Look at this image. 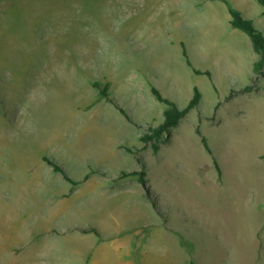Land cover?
<instances>
[{
    "label": "rangeland",
    "instance_id": "1",
    "mask_svg": "<svg viewBox=\"0 0 264 264\" xmlns=\"http://www.w3.org/2000/svg\"><path fill=\"white\" fill-rule=\"evenodd\" d=\"M228 1L264 33L259 0ZM230 21L225 0H0V264H264V75ZM153 88L202 93L158 153Z\"/></svg>",
    "mask_w": 264,
    "mask_h": 264
},
{
    "label": "trees",
    "instance_id": "2",
    "mask_svg": "<svg viewBox=\"0 0 264 264\" xmlns=\"http://www.w3.org/2000/svg\"><path fill=\"white\" fill-rule=\"evenodd\" d=\"M229 12L231 15V25L244 32L251 40L254 50L258 53L260 59L256 61L254 64V71L259 75H264V33L257 28L252 20L245 17L244 14L234 8L228 0H225ZM259 3L264 7V0H259ZM185 57H187V52L184 51ZM188 64L191 66V62L187 59ZM197 74H209V72H203L199 69H194ZM96 87L100 89V92L105 97H110L108 86H102L100 83H96ZM253 85L245 86L240 92H251L253 91ZM153 94L155 98L166 105V109L163 113L164 119L163 122L158 126L151 125L149 127V131L143 133L141 135V141L144 142L147 146H150L155 153H158L162 146L168 144L171 141L173 131L176 127L179 126L181 120L185 118L194 108L198 107L202 101V93L198 88H195V93L190 101V103L186 107H181L175 101L170 98L164 96L157 88H153ZM239 92V91H238ZM236 91H234V94ZM233 94V95H234ZM232 95V97H233ZM128 115V114H127ZM128 118L131 119L130 115ZM199 134L202 135L201 131H198ZM202 142L204 144L205 149L212 154V149L207 141V138L202 135ZM129 152L136 154L137 152L127 146ZM44 160L51 166H53L54 170L57 172H61L64 177L73 182L74 184H78V182L74 181L65 169L58 164L57 161L53 160L49 156L44 157ZM215 164L221 175V168L218 161L215 159ZM136 176L137 180L146 188L147 187V172L145 170L142 171H133L130 173H122V177H131ZM150 195V193L148 192ZM151 198V196H150ZM84 233H94L97 236H100V231L97 228L83 229ZM192 264H196L192 262Z\"/></svg>",
    "mask_w": 264,
    "mask_h": 264
}]
</instances>
